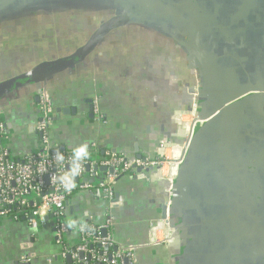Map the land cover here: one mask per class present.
<instances>
[{
	"label": "crops",
	"instance_id": "crops-1",
	"mask_svg": "<svg viewBox=\"0 0 264 264\" xmlns=\"http://www.w3.org/2000/svg\"><path fill=\"white\" fill-rule=\"evenodd\" d=\"M39 83L53 99L59 151L155 158L163 142L182 141L197 88L207 113L264 89V0H0V116L19 161L41 147ZM87 175L93 186L105 178ZM148 175L116 177L113 206L80 185L65 245L79 243L78 223L99 229L111 218L115 246L133 250L134 264H264V98L198 136L172 209L191 231L185 246L151 243L168 197ZM62 247L52 222L0 218V264H73Z\"/></svg>",
	"mask_w": 264,
	"mask_h": 264
},
{
	"label": "built area",
	"instance_id": "built-area-1",
	"mask_svg": "<svg viewBox=\"0 0 264 264\" xmlns=\"http://www.w3.org/2000/svg\"><path fill=\"white\" fill-rule=\"evenodd\" d=\"M38 98L39 117L35 129L41 136V147L23 161L17 160L4 144L7 130L0 116V218L23 219L36 227L39 223L42 225L48 223L45 218L52 215L50 222L55 228L56 242L63 246L62 256L70 255L73 264H126L125 261H128L127 264H134V252L131 249L115 250L112 254L109 252L116 247L111 218H108L99 229L84 221L78 223L76 227L81 234L79 243L75 246H66V237L72 226L67 222L66 204L82 185V189L92 191L97 198H104L113 206L114 179L128 172H136L138 169L147 172L150 181L165 184L170 188L177 169L183 162L186 144L165 141L159 147L157 156L149 159L110 153L94 159L89 152H62L56 148L51 137V128L56 116L53 99L46 88L39 89ZM193 107L195 111L197 106ZM95 112L99 113L97 102ZM194 113L192 120L184 123L188 138L192 125L198 123L195 122L197 116ZM77 160L80 161V167L74 170L72 167ZM88 165L92 171L95 166L111 168L114 174L107 173L99 185L93 186L87 179ZM72 174H77L79 181L83 183H72ZM59 176L62 178L61 183L58 182ZM103 230L107 232L105 237L101 235ZM172 236L173 231L165 219H158L152 224L151 243L166 245ZM95 244L100 246L99 252L91 247ZM80 253L86 255L84 260H80ZM22 261L29 262L25 258Z\"/></svg>",
	"mask_w": 264,
	"mask_h": 264
},
{
	"label": "water",
	"instance_id": "water-1",
	"mask_svg": "<svg viewBox=\"0 0 264 264\" xmlns=\"http://www.w3.org/2000/svg\"><path fill=\"white\" fill-rule=\"evenodd\" d=\"M38 89L45 88V85L42 83L37 84ZM253 93H257L258 95H252ZM202 88H197L194 93H193V98H192V110L190 113L195 112L196 114V120L195 122H198L197 124H193L190 132V138H188L187 133H186V125L184 124L180 129H179V137L181 138L182 141L176 142L178 144H183L185 143V149L186 151H183V162L182 164L178 167L177 172H176V177L174 178L171 187L168 188L166 187V192H167V197L168 201L164 207V217L162 219H165L169 225V227L173 231V236L172 238L168 241L166 246L168 247H173V248H179L182 246H185L190 239V230L188 229L187 226L185 225H177L176 222L172 219V209L175 204V191L177 188V182L179 178L180 171L184 169V167L192 161V157L194 154V151L196 149V143L198 136L200 135L201 131L207 129L208 127L212 126L214 122L218 121L221 119L226 112L231 110L232 108L241 105L243 103H248L253 99H261L264 98V89H259V90H252V89H246L243 92H241L239 95L236 97H233L232 99H229L226 101L225 104H221L218 108H216L214 111L211 113H207L206 110L201 109L202 105ZM194 105L197 106V109L194 111ZM204 105V104H203ZM68 109H57V113H68ZM200 122V123H199ZM138 159H143L142 157H138ZM79 160L75 161L74 166L77 167L79 165ZM80 166H78L79 168ZM70 168L68 167V170ZM93 171L95 173H103V174H114V170L111 168L107 167H100V166H95L93 168ZM86 172L91 173L92 168L90 165L86 166ZM137 172L141 173L143 170L138 169ZM48 178H46V182H48ZM62 178L59 176L58 177V182L61 183ZM71 182L78 184L79 178L77 174H72L71 176ZM170 189V190H169ZM169 190V191H168ZM68 204V203H67ZM66 204V205H67ZM52 219V215H49L48 217L45 218L47 222H50ZM89 229L87 228L86 231ZM101 235L105 237L107 235V232L105 230L101 231ZM115 250H118V247H115ZM68 261L72 263L71 261V256L68 255ZM80 260H84V253L79 254ZM127 264L128 261H125Z\"/></svg>",
	"mask_w": 264,
	"mask_h": 264
},
{
	"label": "trees",
	"instance_id": "trees-1",
	"mask_svg": "<svg viewBox=\"0 0 264 264\" xmlns=\"http://www.w3.org/2000/svg\"><path fill=\"white\" fill-rule=\"evenodd\" d=\"M91 247H92L95 251H98V252L101 250V248H100V246H99L98 244L91 245ZM114 251H115V249L112 248L109 252L112 254V253H114Z\"/></svg>",
	"mask_w": 264,
	"mask_h": 264
}]
</instances>
